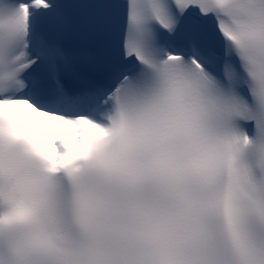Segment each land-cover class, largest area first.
<instances>
[{"label":"snow or ice","instance_id":"1","mask_svg":"<svg viewBox=\"0 0 264 264\" xmlns=\"http://www.w3.org/2000/svg\"><path fill=\"white\" fill-rule=\"evenodd\" d=\"M0 264H264V0H0Z\"/></svg>","mask_w":264,"mask_h":264}]
</instances>
